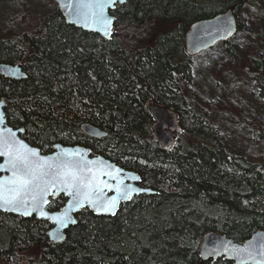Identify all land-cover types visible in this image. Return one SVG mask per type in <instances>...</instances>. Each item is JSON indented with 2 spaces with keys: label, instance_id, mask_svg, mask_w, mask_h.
Listing matches in <instances>:
<instances>
[{
  "label": "trees",
  "instance_id": "obj_1",
  "mask_svg": "<svg viewBox=\"0 0 264 264\" xmlns=\"http://www.w3.org/2000/svg\"><path fill=\"white\" fill-rule=\"evenodd\" d=\"M259 2L128 0L114 16L132 40L116 32L106 40L68 24L57 9L32 31L0 40V62L27 74L0 75L10 126L24 129L23 138L44 154L57 143L84 146L136 172L140 185L156 192L131 198L114 217L83 209L60 243L50 240L47 220L0 211V264H233L203 261V237L216 232L242 243L264 230V165L229 153L202 113L187 107L176 77L190 70L191 24L230 7L239 17L244 5ZM155 22L172 28L153 31ZM225 45L228 67L246 69L264 100V47L248 55L232 40ZM153 104L179 115L182 130L171 149L155 141ZM83 123L107 136H87ZM65 202L52 198L49 209Z\"/></svg>",
  "mask_w": 264,
  "mask_h": 264
},
{
  "label": "water",
  "instance_id": "obj_2",
  "mask_svg": "<svg viewBox=\"0 0 264 264\" xmlns=\"http://www.w3.org/2000/svg\"><path fill=\"white\" fill-rule=\"evenodd\" d=\"M55 1L68 24L87 32L99 34L106 40H110L115 33L117 19L113 11L118 4L122 5L127 2V0H115L114 3H109V0H101L104 4L103 15L111 21L106 33L101 24L93 22L90 18L85 20L75 14L77 0ZM237 30L238 23L233 7L211 18L196 21L187 30L185 52L190 57H194L215 47L218 43L229 41ZM0 75L14 80L27 78V74L19 64L0 63ZM150 113L154 119L152 130L155 141L163 145L165 149L173 148L176 144V134L182 130L178 113L157 104L150 106ZM9 130L16 141L35 150L37 155L34 159L38 163L46 165L45 171L50 165L53 174H55L58 165L65 166L59 169L61 175L54 184H49L46 188L41 184L39 189L34 187L32 191L28 192L23 197L24 206L19 207L18 210L12 205L0 202V211L3 213L47 220L52 225L49 230V238L52 242L60 243L65 240L67 230L77 224V215L85 208H89L97 216L114 217L119 212L121 205L129 202L131 198L143 194H156L153 190L139 185L140 178L137 173L122 168L102 155L91 157L89 149L84 146H64L57 143L54 145L53 152L42 153L38 147L31 145L22 137L24 129H15L8 124L5 102L0 101V134L6 140L10 135ZM81 130L94 139H102L107 136L104 130L90 123H83ZM7 161V156L0 155V183L5 184V196L8 195L6 182L12 177V171ZM67 170L75 173V179H69L67 183H62L63 173ZM104 184L111 187H105ZM125 186L139 191L129 190V196L124 197L121 191H117V187L124 189ZM71 193H75V195ZM33 195L37 197L35 201L32 199ZM60 195L66 198L65 205L61 210L50 211L48 209L50 198ZM113 198L116 200L115 207L110 211L100 209V204L107 205ZM93 202L97 206H94ZM25 211H27V215L24 214ZM61 220L63 223L60 222ZM201 258L203 261L224 258L233 264H264V230L256 231L242 243L235 242L226 235L209 232L203 237Z\"/></svg>",
  "mask_w": 264,
  "mask_h": 264
},
{
  "label": "rangeland",
  "instance_id": "obj_3",
  "mask_svg": "<svg viewBox=\"0 0 264 264\" xmlns=\"http://www.w3.org/2000/svg\"><path fill=\"white\" fill-rule=\"evenodd\" d=\"M57 9L55 0H0V40L32 31L38 27L39 18ZM238 18L243 29L230 40L245 54H253L257 47H264V0L255 8L244 5L237 22ZM153 26V31L172 28L168 23L155 22ZM121 28H116V33L132 40L133 34ZM225 51V43H218L194 56L187 77L179 75L176 81L187 107L202 113L229 153L264 165V100L260 88L246 69L228 67Z\"/></svg>",
  "mask_w": 264,
  "mask_h": 264
},
{
  "label": "snow or ice",
  "instance_id": "obj_4",
  "mask_svg": "<svg viewBox=\"0 0 264 264\" xmlns=\"http://www.w3.org/2000/svg\"><path fill=\"white\" fill-rule=\"evenodd\" d=\"M115 0H109V3H114ZM104 4L101 0H77L75 14L82 17L85 20L89 18L93 22L101 24L105 32L107 33L108 25L111 23L110 19L103 15ZM98 10V11H97ZM9 138L6 140L2 134H0V155L8 157V165L12 171L11 179L6 182L7 196L4 195L5 184L0 183V202L12 205L14 208L24 206L23 197L33 188H40L42 184L45 188L49 184H54L57 178L60 177V168L64 165L57 166V172L53 174L51 166H48V170L45 171V164L38 163L34 158L36 157L35 150L29 149L27 145L22 142L16 141L14 136L9 130ZM111 175V173H109ZM62 183H67L69 179H75V173L71 170H67L63 173ZM105 187H111L108 184H104ZM129 190L139 191L137 189H130V186H125L124 189L117 187V191H121L124 197L129 196ZM42 191V189H41ZM75 195V193H71ZM33 201L37 199L35 195L32 197ZM46 202V201H45ZM115 198H113L107 205L100 204L99 207L103 211H110L115 207ZM94 203V206H97ZM27 215V211L24 213ZM43 214V213H42ZM63 223V221H60Z\"/></svg>",
  "mask_w": 264,
  "mask_h": 264
},
{
  "label": "flooded vegetation",
  "instance_id": "obj_5",
  "mask_svg": "<svg viewBox=\"0 0 264 264\" xmlns=\"http://www.w3.org/2000/svg\"><path fill=\"white\" fill-rule=\"evenodd\" d=\"M127 3H128V0H127V2H126L125 4H122V5H121V4H118L117 7H116V9H115V11L117 10V8H118L119 6L126 5ZM115 11H114V12H115ZM114 15H115V14H114ZM116 21H117V20H116ZM0 63H1V62H0ZM161 146H163V145H161ZM124 169H125V168H124ZM126 170H128V169H126ZM129 171H130V170H129ZM140 180H141V179H140ZM139 185H140V182H139ZM140 186H141V185H140ZM52 198L55 199V197H51V199H52ZM62 207H63V206H62ZM59 210H60V209H59Z\"/></svg>",
  "mask_w": 264,
  "mask_h": 264
},
{
  "label": "bare ground",
  "instance_id": "obj_6",
  "mask_svg": "<svg viewBox=\"0 0 264 264\" xmlns=\"http://www.w3.org/2000/svg\"><path fill=\"white\" fill-rule=\"evenodd\" d=\"M109 159V158H108Z\"/></svg>",
  "mask_w": 264,
  "mask_h": 264
}]
</instances>
